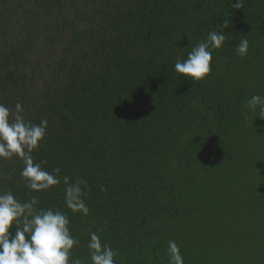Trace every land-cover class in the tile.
I'll use <instances>...</instances> for the list:
<instances>
[{"label":"trees","instance_id":"trees-1","mask_svg":"<svg viewBox=\"0 0 264 264\" xmlns=\"http://www.w3.org/2000/svg\"><path fill=\"white\" fill-rule=\"evenodd\" d=\"M243 2L0 0V104L48 121L31 155L60 180L30 190L22 158L0 157V194L66 213L81 264L92 232L115 264H169V241L185 264H264V119L247 107L264 96V0ZM213 30L211 72L177 73ZM65 177L87 182V215Z\"/></svg>","mask_w":264,"mask_h":264},{"label":"clouds","instance_id":"clouds-1","mask_svg":"<svg viewBox=\"0 0 264 264\" xmlns=\"http://www.w3.org/2000/svg\"><path fill=\"white\" fill-rule=\"evenodd\" d=\"M233 9H242L243 0H232ZM222 27L229 28L225 19ZM223 31L209 32L207 39L192 47L187 58L177 59L174 70L194 80L204 79L212 70V50L220 49L226 41ZM249 42L240 41L236 52L241 57L248 54ZM15 115L10 109L0 104V157L10 158L18 155L22 158L24 167L21 176L30 190L40 191L59 184L60 180L42 169L40 163H34L31 153L46 135L48 121L41 120L39 124L26 121L23 107L16 104ZM247 107L257 117L264 119V96L253 95L247 101ZM247 118V117H246ZM54 172L59 173V169ZM65 202L73 212L87 215L89 209L84 197L87 193L81 185L87 182L77 179L68 183L65 177ZM36 197L28 202H19L9 191L0 194V264H81L80 259L71 258V250L79 241L69 230V219L66 213L48 208L37 210ZM90 251L91 264H115L114 257L118 253L107 243L102 244L97 233L90 234L87 245ZM169 264H185L180 247L175 241L168 242Z\"/></svg>","mask_w":264,"mask_h":264}]
</instances>
